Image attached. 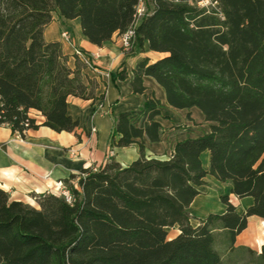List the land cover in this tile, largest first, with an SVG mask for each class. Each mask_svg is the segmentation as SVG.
<instances>
[{
	"label": "trees",
	"instance_id": "16d2710c",
	"mask_svg": "<svg viewBox=\"0 0 264 264\" xmlns=\"http://www.w3.org/2000/svg\"><path fill=\"white\" fill-rule=\"evenodd\" d=\"M140 1L144 12L131 49L147 42L164 53L143 59L142 75L162 87L168 105L198 108L209 131L177 141L167 159L147 157L145 138L159 141L163 127L155 120L159 99L144 95L136 110L113 118L110 144L138 143L131 163L107 159L70 174L62 181L69 201L42 193L36 207L0 188V264H224L217 235L227 253L249 255L243 264H264L263 238L258 254L234 246L248 216L264 219V0H215L208 8L195 0H0V125L21 133L37 128L28 116L36 109L42 125L75 130L67 98L95 99L97 84L83 82L85 64L76 56L68 65L60 41L45 40V26L58 9L63 19L78 17L83 34L101 45L131 25ZM142 75L130 82L140 94ZM134 114L141 116L138 125ZM205 150L208 170L200 158ZM207 173L253 201L238 213L228 195L220 196L225 211L192 226L188 207ZM173 226L179 232L167 238Z\"/></svg>",
	"mask_w": 264,
	"mask_h": 264
},
{
	"label": "crops",
	"instance_id": "0c3cea01",
	"mask_svg": "<svg viewBox=\"0 0 264 264\" xmlns=\"http://www.w3.org/2000/svg\"><path fill=\"white\" fill-rule=\"evenodd\" d=\"M64 30L69 32L70 42L62 38ZM118 34L116 31L110 39L96 45L83 34L78 17L63 19L58 9L52 13V20L43 31L44 38L61 42L71 68L75 65L76 48L91 56L94 67H83L81 74L86 85L90 80L96 82L95 99L68 96L67 112L78 120L73 131H55L42 125L45 117L36 109H29L28 116L35 120L38 127L25 130L22 139L16 137L8 124L0 125V188L8 193L11 200L37 207V195L60 194L62 181L82 168L98 167L107 159H114L122 166L135 160L139 156L138 143L114 146L110 144V135L114 116L136 110L142 104L144 95L159 99L160 114L155 120L163 127L159 141L149 142L145 138L147 157L167 159L177 141L209 131L210 123L198 108L181 109L168 105L162 87L152 77L142 75L141 61L145 58L150 62L155 61L164 53L150 50L147 42L142 50H124L119 44ZM120 70L126 72L123 79L117 76ZM135 74L142 75L144 94L133 91L130 82ZM140 120V115L132 116L135 125ZM200 158L203 168L208 170L209 152L203 151ZM197 189L199 193L188 207L192 226H197L200 219L210 213L221 214L225 211L226 205L220 196L228 195L238 213L245 211L253 201L251 196L236 197L230 193L229 182H222L209 173L204 177V184L198 185ZM262 220L256 215L248 216L247 226L236 236L234 246L248 247L258 254L261 246H257L256 238L260 236ZM175 230L177 233L172 237L179 232V229Z\"/></svg>",
	"mask_w": 264,
	"mask_h": 264
},
{
	"label": "built area",
	"instance_id": "2783aa9c",
	"mask_svg": "<svg viewBox=\"0 0 264 264\" xmlns=\"http://www.w3.org/2000/svg\"><path fill=\"white\" fill-rule=\"evenodd\" d=\"M195 2L199 7L208 8L209 6H215L216 5L215 0H195ZM143 12H144V7L142 6V2L140 1L139 4L136 6L134 19H133L131 25L126 30H124L123 32L118 34V41H119V44H120L122 49L131 50L133 42L135 40V28L138 25ZM61 35H62V38L66 42H70L69 32L67 30L62 31ZM74 55L81 62H83L85 64V66L90 67V68L94 67L92 60H91V56L88 55L86 52L82 51L81 49L76 48L74 51ZM24 132L25 131H23L22 133L19 131H16L15 132L16 137L19 139H22ZM60 194L64 195V197L68 201L71 200V195H70L69 191L65 188L64 185L62 186V191Z\"/></svg>",
	"mask_w": 264,
	"mask_h": 264
},
{
	"label": "rangeland",
	"instance_id": "374dc122",
	"mask_svg": "<svg viewBox=\"0 0 264 264\" xmlns=\"http://www.w3.org/2000/svg\"><path fill=\"white\" fill-rule=\"evenodd\" d=\"M142 6L144 7V4L142 2ZM83 51V50H82ZM175 229H178L177 226H173V227H168L167 230V238H171L175 233H177V231ZM262 230L264 229V225H262ZM218 238V251L220 253L224 254V264H243V260H245L246 258H249V255L246 254L245 251L242 250H237L235 252H226V250L222 247V240L224 239L223 235H217ZM263 238L264 240V236L262 234V232H260V236L256 238V242H257V246H261L258 245V242H260V240Z\"/></svg>",
	"mask_w": 264,
	"mask_h": 264
}]
</instances>
